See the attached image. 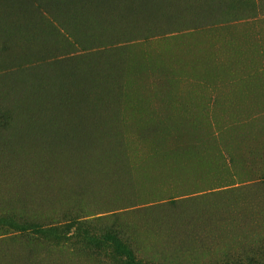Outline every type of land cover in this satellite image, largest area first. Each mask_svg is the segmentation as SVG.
<instances>
[{
    "label": "rangeland",
    "instance_id": "1",
    "mask_svg": "<svg viewBox=\"0 0 264 264\" xmlns=\"http://www.w3.org/2000/svg\"><path fill=\"white\" fill-rule=\"evenodd\" d=\"M159 8H177L186 28L118 45L125 68L116 93L102 106L89 99L68 111L86 128L90 111L102 117L114 162L100 174L121 183L101 177L97 195L77 196L69 180L97 173L77 175L71 166L68 177L55 179L62 198L30 212L7 200L17 191L0 183V264H130L100 240L113 222L105 217L118 209L137 264H264V167L257 157L264 154V0H165ZM158 15L149 21L162 22ZM101 49L83 56L99 75L112 58ZM15 83L13 73L0 75V177L17 167L3 159V140L16 131L1 114L11 101H2L3 90ZM208 188L214 193L175 209L125 207L133 190L144 197L134 198L139 202L147 192L181 199ZM69 216L85 226L76 229ZM23 217L39 230H22Z\"/></svg>",
    "mask_w": 264,
    "mask_h": 264
},
{
    "label": "trees",
    "instance_id": "2",
    "mask_svg": "<svg viewBox=\"0 0 264 264\" xmlns=\"http://www.w3.org/2000/svg\"><path fill=\"white\" fill-rule=\"evenodd\" d=\"M162 4L165 5V0H0V75L13 73L16 80L13 88L3 90L2 94V101L11 100L1 112L2 118L8 124V131H16L3 140L6 151L3 159L8 165L17 166L7 169L0 183L16 189L17 196L7 200L18 209L39 211L38 207L45 206L52 197L62 198L55 189V179L68 177L71 166L72 170L81 171L77 175L97 173L90 180H69L77 186L71 192L77 196L97 195L103 187L101 177L114 187L121 183L117 176L113 179L109 174H100L114 162L110 159L111 141L102 130V117L90 111L93 120L89 123L93 124L86 128L81 118L69 116L68 111L89 99L94 105L102 106L116 93L117 78L125 68L124 61L116 54L122 49L118 45L136 39L148 41L186 28L185 23H180L178 9L159 8ZM151 15H158L163 21L151 22ZM95 48L104 52L109 49L112 55L100 75L95 63L83 57ZM10 54L15 56L6 57ZM261 147L264 148V142ZM257 157L264 167V154ZM230 161H234L231 156ZM262 174L260 180H264ZM120 179L124 183L130 181L127 175ZM213 189L183 194L181 199L172 195L163 199L162 194L143 189L146 196L151 195L139 202H134V198L144 197L128 189L131 193L127 200L133 202L125 207L143 203L160 210L166 209L165 206L175 209L193 195L214 193ZM118 210L105 217V220L113 218V222L102 229L100 240L112 245L115 253L125 255L130 264H137L122 237L125 225L120 222ZM79 218L69 216L67 221L77 229L85 226ZM9 221L6 223H13ZM28 222V218L21 219L22 230H39L37 224Z\"/></svg>",
    "mask_w": 264,
    "mask_h": 264
},
{
    "label": "bare ground",
    "instance_id": "3",
    "mask_svg": "<svg viewBox=\"0 0 264 264\" xmlns=\"http://www.w3.org/2000/svg\"><path fill=\"white\" fill-rule=\"evenodd\" d=\"M6 170V169H5ZM42 176V175H41ZM35 177V176H34ZM43 178H45V177H43ZM46 179V178H45ZM39 181V180H38ZM38 185V184H37ZM37 188V187H36ZM16 190V189H15ZM15 193V192H14ZM42 193V192H41ZM40 194V193H39ZM29 196V195H28ZM24 199V198H23Z\"/></svg>",
    "mask_w": 264,
    "mask_h": 264
}]
</instances>
